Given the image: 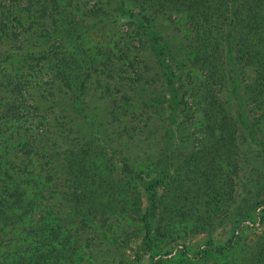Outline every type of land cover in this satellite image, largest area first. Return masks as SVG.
I'll list each match as a JSON object with an SVG mask.
<instances>
[{"label":"rangeland","instance_id":"374dc122","mask_svg":"<svg viewBox=\"0 0 264 264\" xmlns=\"http://www.w3.org/2000/svg\"><path fill=\"white\" fill-rule=\"evenodd\" d=\"M182 1L0 0V264H264L245 25Z\"/></svg>","mask_w":264,"mask_h":264},{"label":"trees","instance_id":"16d2710c","mask_svg":"<svg viewBox=\"0 0 264 264\" xmlns=\"http://www.w3.org/2000/svg\"><path fill=\"white\" fill-rule=\"evenodd\" d=\"M203 2L204 0L182 1L183 4H188L192 16H195V12L200 11ZM222 3L225 4L223 11L225 19L227 14H230L228 35L233 34L234 25H245L246 33L241 31L238 33L239 37L236 38L234 35V39H237L240 50L249 55V59L256 69L258 83L255 92L262 95L264 92V0H222ZM230 24H234L233 27Z\"/></svg>","mask_w":264,"mask_h":264}]
</instances>
